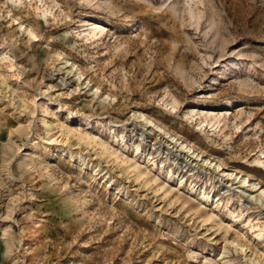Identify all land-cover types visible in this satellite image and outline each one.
Returning <instances> with one entry per match:
<instances>
[{
	"label": "rangeland",
	"instance_id": "rangeland-1",
	"mask_svg": "<svg viewBox=\"0 0 264 264\" xmlns=\"http://www.w3.org/2000/svg\"><path fill=\"white\" fill-rule=\"evenodd\" d=\"M250 183L264 0H0V264H264Z\"/></svg>",
	"mask_w": 264,
	"mask_h": 264
},
{
	"label": "bare ground",
	"instance_id": "bare-ground-1",
	"mask_svg": "<svg viewBox=\"0 0 264 264\" xmlns=\"http://www.w3.org/2000/svg\"><path fill=\"white\" fill-rule=\"evenodd\" d=\"M7 1H10V2H13L14 0H7ZM19 3H21V0H17V4H19ZM42 10V9H41ZM42 12V11H41ZM46 15V14H45ZM91 24V29L93 30V31H101V27L100 26H98L97 24H95L94 22H91L90 23ZM22 25L20 24L19 25V27H21ZM22 28V27H21ZM23 29V28H22ZM25 31H27V33L28 34H30L31 36H33V33L30 31V29H26ZM57 75V74H56ZM55 75V78H54V81H55V83L56 84H64V85H66V84H69L70 83V78H69V80L68 81H66L63 77H60V76H56ZM73 79V78H72ZM73 81V80H72ZM72 81H71V83H72ZM74 82V81H73ZM54 83V84H55ZM60 86V85H59ZM191 111H194V109H190ZM226 112V111H225ZM208 114H215L216 112L215 111H213V110H211V111H209V112H207ZM213 116V115H212ZM216 117V116H215ZM215 117H213V118H215ZM167 141V140H166ZM171 142H168L167 143V145H168V147H169V144H170ZM175 144H172L169 148H172L173 146H174ZM180 147H184V145H183V143L182 144H180ZM138 149V147L136 146V150ZM189 149V148H188ZM175 150V149H174ZM179 150H177V152H178ZM179 152H181V151H179ZM185 152V151H184ZM183 154V153H182ZM185 155V159L186 160H183L182 161V163L184 162V164H182V163H180L181 164V166H180V164H179V162H176L177 163V167H180L181 169H184V167H185V170H189V168H191L190 167V165H191V158L189 157V158H187V156H186V153L184 154ZM117 156V155H116ZM118 157V156H117ZM178 157V156H177ZM183 159V158H182ZM188 160H189V162H188ZM192 160H193V158H192ZM221 175H223V176H221L220 177V181L222 180L224 183H226V181L228 180V179H230L231 180V178L232 179H236L237 180V182H239V183H241V184H243L244 182H245V180L242 178L241 180L240 179H238V177L237 176H235V175H233V176H231L232 175V173H222ZM229 175V176H228ZM226 176V177H225ZM170 177V176H169ZM225 177V178H224ZM229 177H231V178H229ZM172 178V177H171ZM180 179H182V177H180ZM223 183V186H225L226 184H224ZM232 183V182H231ZM246 184V183H245ZM229 185H231V184H229ZM248 185V187H246V188H244V189H242V188H239V191H241L242 192V194H244V199L246 200V201H248V199H250V200H258L260 203H262V200L264 199V189L262 188H260V189H258V188H256L255 186H254V184L253 183H250V184H247ZM243 186H244V184H243ZM258 189V190H257ZM201 198L202 199H207L208 198V195L207 194H205V193H202L201 195ZM256 234V236L257 237H260V236H262V234L261 233H259V232H257V233H255Z\"/></svg>",
	"mask_w": 264,
	"mask_h": 264
}]
</instances>
